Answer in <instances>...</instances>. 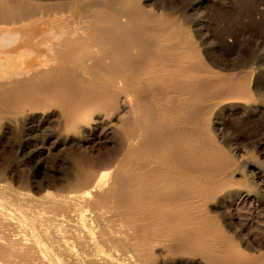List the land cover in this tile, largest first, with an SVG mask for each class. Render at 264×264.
<instances>
[{
  "label": "bare ground",
  "instance_id": "obj_1",
  "mask_svg": "<svg viewBox=\"0 0 264 264\" xmlns=\"http://www.w3.org/2000/svg\"><path fill=\"white\" fill-rule=\"evenodd\" d=\"M203 44L145 0H0V264H264V138L221 128L264 100Z\"/></svg>",
  "mask_w": 264,
  "mask_h": 264
},
{
  "label": "rangeland",
  "instance_id": "obj_2",
  "mask_svg": "<svg viewBox=\"0 0 264 264\" xmlns=\"http://www.w3.org/2000/svg\"><path fill=\"white\" fill-rule=\"evenodd\" d=\"M60 1L68 4L73 0ZM145 7L182 18L198 38L204 39L207 62L224 73L234 72L237 76L252 73L248 80L259 85L254 98L264 100V0H145ZM248 107L244 102L227 107L221 121L224 138L241 145L244 156L254 152L257 139L264 138V105L257 109ZM8 147V144L0 147V157L7 154L12 158ZM252 161L263 170L264 152ZM31 170L27 165L21 172L31 174ZM247 215L250 221L245 231L264 238V201L260 210H249ZM257 215L263 219L262 226L256 223ZM259 250L264 254V241Z\"/></svg>",
  "mask_w": 264,
  "mask_h": 264
}]
</instances>
